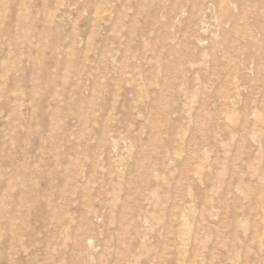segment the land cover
I'll list each match as a JSON object with an SVG mask.
<instances>
[{"label":"rangeland","instance_id":"obj_1","mask_svg":"<svg viewBox=\"0 0 264 264\" xmlns=\"http://www.w3.org/2000/svg\"><path fill=\"white\" fill-rule=\"evenodd\" d=\"M0 264H264V0H0Z\"/></svg>","mask_w":264,"mask_h":264}]
</instances>
